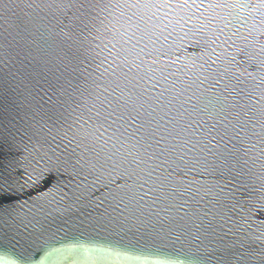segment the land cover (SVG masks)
I'll use <instances>...</instances> for the list:
<instances>
[{
    "label": "water",
    "instance_id": "water-1",
    "mask_svg": "<svg viewBox=\"0 0 264 264\" xmlns=\"http://www.w3.org/2000/svg\"><path fill=\"white\" fill-rule=\"evenodd\" d=\"M0 264H264V0H0Z\"/></svg>",
    "mask_w": 264,
    "mask_h": 264
}]
</instances>
